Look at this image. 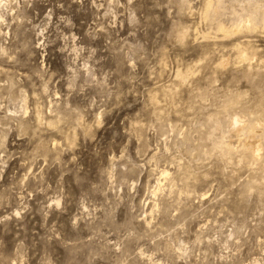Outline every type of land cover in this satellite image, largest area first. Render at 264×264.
<instances>
[{
    "label": "rangeland",
    "instance_id": "rangeland-1",
    "mask_svg": "<svg viewBox=\"0 0 264 264\" xmlns=\"http://www.w3.org/2000/svg\"><path fill=\"white\" fill-rule=\"evenodd\" d=\"M263 17L0 0V264H264Z\"/></svg>",
    "mask_w": 264,
    "mask_h": 264
},
{
    "label": "bare ground",
    "instance_id": "bare-ground-1",
    "mask_svg": "<svg viewBox=\"0 0 264 264\" xmlns=\"http://www.w3.org/2000/svg\"><path fill=\"white\" fill-rule=\"evenodd\" d=\"M207 11V10H206ZM207 14V13H206ZM250 17V16H249ZM264 18V17H263ZM249 19V18H248ZM253 19V18H252ZM255 20V19H254ZM240 23H244L246 28H251L252 25H254L253 23L251 24V22L246 21L245 22H240ZM241 25L240 24H236L234 27V31H239L241 29ZM219 30H224L223 27H219ZM240 57L243 59L247 58V54L245 52H240ZM231 124L234 128V130L236 131H245L246 132V141H245V145H244V151L249 155V157L251 156L254 159H258L259 155H260V143L255 141L254 137L255 135L259 132V129L257 124H253L251 126H245L246 122L243 119L242 116L239 115H235L232 119H231ZM229 122V123H230ZM252 123V122H251ZM231 124L229 127H231ZM218 127V126H217ZM222 129V128H221ZM232 130V129H231ZM230 130V131H231ZM263 130V129H262ZM259 134V133H258ZM264 134V133H263ZM238 135V134H237ZM258 136V135H257ZM259 136H262L259 135ZM238 137V136H237ZM259 138V137H258ZM264 139V138H263ZM244 143V142H242ZM250 157V158H251Z\"/></svg>",
    "mask_w": 264,
    "mask_h": 264
}]
</instances>
